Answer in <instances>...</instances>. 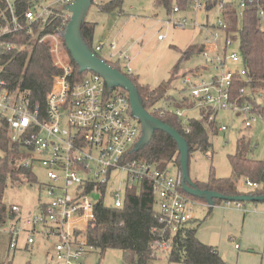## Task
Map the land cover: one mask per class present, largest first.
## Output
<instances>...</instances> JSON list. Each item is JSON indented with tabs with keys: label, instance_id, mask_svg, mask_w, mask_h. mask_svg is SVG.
<instances>
[{
	"label": "built area",
	"instance_id": "built-area-1",
	"mask_svg": "<svg viewBox=\"0 0 264 264\" xmlns=\"http://www.w3.org/2000/svg\"><path fill=\"white\" fill-rule=\"evenodd\" d=\"M73 1L45 0L48 4L42 7L36 0H30V7L18 15L14 0H0L4 4L0 8V127L6 132L8 143L24 156V166L32 168L39 164L46 172L48 184L44 189L48 202L41 203L38 214L28 218L25 225L30 229L27 230L28 244L34 243V232L43 234L48 242L54 239L52 253L48 254L55 264H86V255L91 250L88 229L94 218V206L101 198L105 199L107 183L116 170L125 174V191L143 181L150 183L163 233L168 231L170 237L194 221V208L199 205L198 201L182 194L180 172L176 171L171 176L168 169L159 170L151 163L128 159L129 150L139 140L141 127L131 115L127 93L109 89L104 80L93 72H83L80 78L76 76L60 33H49L41 28L36 34L32 33V27L46 23L54 7L64 8ZM96 2L93 0L94 4ZM212 2L218 10L216 26H212L215 34L212 41L205 39L208 45L196 52L220 75L213 76L210 83L186 78L183 84L190 90L194 107L207 108L211 112L228 110L247 117L252 115L251 119L245 120V126L250 127L249 120L255 121L253 116H259L263 121L264 118L253 114L248 105H240L231 97L234 77L244 79L246 73L238 52V34L226 31L222 9L227 3L233 5L238 27L245 11L254 9L264 29V0H190L187 8L196 12L209 10L208 4ZM178 12L175 7L172 13ZM64 14L68 19L69 14L65 11ZM186 24V18L176 21L180 28H185ZM194 24L198 26L196 21ZM24 29L39 42L48 43L52 64L58 70L46 98L44 114L38 108L31 109L24 96L17 89H12L6 79L7 58L17 47L10 39ZM220 33L224 36L222 49L217 45ZM162 39L158 36V40ZM232 45L237 46L236 50L227 54ZM109 47L114 50L113 45ZM103 48L102 43L95 44L92 52L97 56L96 53L100 54ZM122 60L129 61L127 58ZM104 61L120 62L119 59L113 60V54ZM238 63L240 69L228 67ZM126 72L131 74L129 65ZM197 76L198 71H192L191 77ZM240 93L244 94L246 90L241 89ZM153 112L159 117L165 113L160 109ZM174 114L183 116L181 110H174ZM218 130L225 131L226 127L220 126ZM246 184L249 188L256 186L249 182ZM112 196L111 206L120 208L124 195L121 197L117 191ZM231 204L241 207V203L225 202L227 207ZM9 210L16 218L19 208L11 206ZM18 233V229L12 230V239ZM170 242L171 239L161 237L154 241L153 248L169 252ZM15 245L11 241L9 247L12 249Z\"/></svg>",
	"mask_w": 264,
	"mask_h": 264
},
{
	"label": "trees",
	"instance_id": "trees-1",
	"mask_svg": "<svg viewBox=\"0 0 264 264\" xmlns=\"http://www.w3.org/2000/svg\"><path fill=\"white\" fill-rule=\"evenodd\" d=\"M29 1L14 0L18 15L23 14L30 7ZM36 1L40 3L45 0ZM113 1L92 4L96 5L101 12H106ZM154 1L156 6H162L168 14L172 13L175 7L179 11L185 10L190 2V0ZM214 5V2L209 3L207 8H212ZM3 7L4 4L0 2V8ZM233 10V5L227 3L223 6L222 12L227 26L226 31L238 34V52L246 77L244 79L234 77L231 97L233 100H237L240 105H248L253 114L264 117V107L256 102L253 95L254 91L264 92V29L261 28L254 9L245 11L238 27ZM64 15L61 6L54 7L46 23L32 27V33L36 34L41 28L49 33L62 35L69 21V18L65 19ZM96 25V22L85 20L81 26V37L93 52ZM10 41L17 47L7 58L6 79L12 89H17L24 96L31 109L38 108L40 113L44 114L46 98L51 90L53 78L58 73L51 61L49 45L39 42V39L30 35L26 29L19 31ZM66 53L69 56L67 51ZM96 54L100 57L98 53ZM69 60L73 66L74 74L80 78L83 73L78 72V68L70 56ZM108 64L123 73L119 63L108 62ZM178 66L179 64L173 74L177 72ZM123 74L138 90L146 111L185 139L189 156L196 151L208 152L211 147L210 136L219 131L215 118L210 119L212 116L215 117L217 112L199 108L200 119H190L186 122L171 111L163 110L165 111L164 115L159 117L153 112L155 109L152 108L160 100L174 104L176 110L190 109L194 107V102L185 98L182 102L175 103L174 99L165 98V87L150 88L140 84L131 74ZM241 89L246 90V93H240ZM119 90L126 93L122 89ZM140 136L141 134L139 138ZM6 137V132L0 127V150L4 153V156L0 158V196L9 185L35 181L31 167L24 166V156L8 143ZM253 152L254 145L251 138L239 137L235 143L234 154L228 155V163L234 177L217 178L211 170L206 182L194 181V183L202 190L218 192L224 196H235L240 194L237 191L236 180L243 178L245 182L256 185L254 188H250L249 195H264V160L252 158ZM128 159L151 163L159 170H166L172 165L176 171L180 172L177 146L171 137L161 131H155L150 142L140 150L135 151L134 147L129 150ZM181 192L186 197L204 202L187 195L182 189ZM219 202L221 201L216 200L215 204ZM155 205L156 200L151 193L148 181L126 188L120 208L106 205L105 199L101 198L94 206V218L88 229L91 250H97L100 253L107 249L118 250L121 253L122 264H147L154 258L156 252L153 248L154 241L163 237L166 240L171 239V248L167 252L169 264H226L215 247L203 244L198 240L196 234L200 222L193 221L184 225L171 237L168 231L163 233V224L159 221ZM208 209L211 210V208ZM14 218L15 214L0 201V225L8 223Z\"/></svg>",
	"mask_w": 264,
	"mask_h": 264
},
{
	"label": "rangeland",
	"instance_id": "rangeland-1",
	"mask_svg": "<svg viewBox=\"0 0 264 264\" xmlns=\"http://www.w3.org/2000/svg\"><path fill=\"white\" fill-rule=\"evenodd\" d=\"M113 0H97L96 4H103ZM48 2H40L42 7ZM40 8H38V11ZM218 10L212 7L209 10L193 11L186 8L178 13L168 14L162 6H156L154 0H117L113 1L109 10L101 12L94 4L89 8L85 20L97 23L94 32V43L103 44L104 48L99 54L104 60H109L113 54V60H120L123 73H127V65L131 68V75L140 84L150 88L165 87L166 97L175 100V103L182 102L185 98L190 100V90L183 84L186 78L193 81L203 80L207 83L212 81L213 76H219L220 72L215 67L206 62L205 58L196 51L204 48L205 39L212 41V35L216 26ZM186 18L185 28L176 25V21ZM196 21L198 26H195ZM206 25V27H204ZM162 36V40H158ZM110 45L114 50H110ZM217 45L220 49L224 46V36L219 34ZM237 46L232 45L227 54L234 52ZM121 54V57H120ZM212 56V55H211ZM185 57V58H184ZM123 58L129 59L128 62ZM183 58V60H181ZM114 63V62H113ZM178 70L173 74L176 66ZM231 69H240L241 65H228ZM198 71V76L191 77L192 71ZM256 102L264 107V92H253ZM176 107L165 100L157 102L152 109H162L174 112ZM183 121L190 119L199 120L200 110L197 107L184 111ZM251 119L252 115H236L228 110H220L216 113L215 121L218 127L225 126V131H218L210 136V149L206 153L199 151L192 152L189 156L188 171L191 180L206 182L210 171L213 170L217 178H233L234 175L228 163V155L234 154L236 140L245 136L251 138L254 145L252 158L264 160V121L259 116H253L255 121H251V126H245V120ZM264 118V117H263ZM4 153L0 150V158ZM32 173L35 176L33 183H23L20 185H9L0 196L6 207L17 206L19 213L15 220L0 225V263L2 264H55L49 258L48 253H52L54 239L48 242L43 234L33 233V244L27 243L30 229H27L25 221L38 214L41 203L48 202L44 185L48 184L45 170L39 165L32 166ZM168 172L172 176L176 173V168L172 165L168 167ZM237 191L240 194H248L250 188L243 178L236 180ZM119 191L122 197L125 193V174L119 170L112 172L106 186L105 204L111 205L112 194ZM203 206V205H201ZM200 205L194 208L196 220L203 221L204 216L209 211L207 207ZM230 206H234L231 204ZM219 207L220 209H217ZM225 202L221 201L215 206L210 216L199 228L207 230V223L214 226V232L206 231L205 238L218 241L223 246L222 255L229 264H235L236 249L234 244H239L240 252L248 249L255 251V257L244 261L243 257L239 264H264V201L244 202L242 208L253 209L261 226L249 230L246 239L240 236L238 226L229 227L227 230L221 208H225ZM158 210L157 205L154 206ZM205 213V214H203ZM206 223V225H205ZM203 226V227H202ZM198 228V229H199ZM19 230L16 237L12 239V230ZM212 232V233H211ZM229 236V238H226ZM231 237L236 238L235 243ZM11 241L15 242V248H10ZM224 244V245H223ZM154 258L147 264H169L167 262V252L155 249ZM234 252V253H233ZM86 264H122L121 253L118 250L107 249L103 253L91 250L86 255Z\"/></svg>",
	"mask_w": 264,
	"mask_h": 264
},
{
	"label": "water",
	"instance_id": "water-1",
	"mask_svg": "<svg viewBox=\"0 0 264 264\" xmlns=\"http://www.w3.org/2000/svg\"><path fill=\"white\" fill-rule=\"evenodd\" d=\"M92 3L93 0H74L71 4L64 6L63 10L69 14V21L62 34L63 46L76 64L79 73L93 72L104 80L109 89H122L127 93L131 115L141 127V136L135 144L134 150L138 151L147 145L155 131L164 132L172 138L177 146L182 176V190L187 195L203 200L209 208L215 206L216 200L235 203L263 202L264 195L239 194L224 196L218 192L199 189L191 180L188 171L189 149L185 139L174 129L147 112L138 90L131 80L118 69L96 56L84 43L81 37V26L85 22L87 12Z\"/></svg>",
	"mask_w": 264,
	"mask_h": 264
},
{
	"label": "crops",
	"instance_id": "crops-1",
	"mask_svg": "<svg viewBox=\"0 0 264 264\" xmlns=\"http://www.w3.org/2000/svg\"><path fill=\"white\" fill-rule=\"evenodd\" d=\"M91 22H94V21H91ZM192 108H194V107H192ZM186 110H189V109H186ZM186 110H184V111L186 112ZM199 205L200 206L203 205V206H201L202 208L203 207L209 208L202 201H199ZM217 205H218V203L215 204V206H217ZM195 207H197V206H195ZM213 208H211V210ZM216 208L217 209H220L219 207H216ZM221 209H222L221 211H222L223 215L225 216V218H224V221L225 222H223V223H225L226 226L228 225L227 226V230L229 231L230 230L229 227L233 228L234 226L237 225L238 226V229H239L238 232H239L240 236H242L244 239H246L247 234L249 233V230H253L254 228L260 227L261 225L264 226V223L261 224V220L258 219V217L256 216V213H254L253 209L242 208V207L237 208L235 206H228V207L226 206L225 208H221ZM211 210H209L207 212V214L204 216L203 221H201L200 223L205 222V220L207 218H215L216 217V216H210L209 215L211 213ZM203 214H205V213H203ZM199 221L200 220H196L195 217H194V222L199 223ZM201 225L202 224H200V226ZM205 225H206V223H205ZM200 226H198V228ZM207 228H208L207 230H203L204 228L203 229L202 228L197 229L196 236H197L198 240L201 243H203V244H206V245H210V246L215 247L217 249L219 255L226 262V264H229L228 261L225 259L224 255H222V252L224 250L223 249V246H221L218 243V241H212V240H208V239L205 238V232L206 231H212V230H214V226H212L211 223L210 224L207 223ZM212 232H214V231H212ZM226 238H229V236H227ZM231 241L233 243H235L236 238L231 237ZM236 245H238V248L235 247ZM233 249H236V251H237L236 252V258H235V264H239V262L242 260L241 257H243L244 261H246V260H251L252 259V256H254V257L256 256L255 255L256 253H255V251L253 249H248V250H246V252H240L241 254H239L238 253L239 250H240L239 244H234Z\"/></svg>",
	"mask_w": 264,
	"mask_h": 264
}]
</instances>
